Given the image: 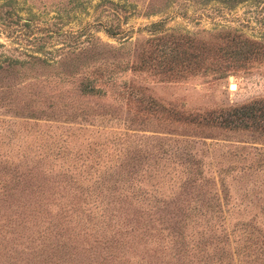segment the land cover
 I'll return each instance as SVG.
<instances>
[{"label":"rangeland","instance_id":"rangeland-1","mask_svg":"<svg viewBox=\"0 0 264 264\" xmlns=\"http://www.w3.org/2000/svg\"><path fill=\"white\" fill-rule=\"evenodd\" d=\"M225 29L264 40V2L0 0V196L51 191L0 209V264H62L48 221L70 205L95 221L69 225L73 264H264V48L233 56Z\"/></svg>","mask_w":264,"mask_h":264},{"label":"trees","instance_id":"trees-1","mask_svg":"<svg viewBox=\"0 0 264 264\" xmlns=\"http://www.w3.org/2000/svg\"><path fill=\"white\" fill-rule=\"evenodd\" d=\"M234 1H244V0H234ZM250 2H253L255 4H258L260 1L264 2V0H248ZM222 35L223 37L231 42L234 43H238V46L230 51H228L226 49V51L230 52L231 55L239 57L241 55H246L249 53H254L256 54L260 48H264V40L261 38H257V37H253L250 35H247L243 32L240 31H235V30H230V29H225L222 30ZM246 57V56H244ZM82 91H97L98 88H94L92 85L90 84H83V86H81L80 88ZM251 104H246L243 105L241 107H235L232 109V114H235L236 111H240L243 112L244 110H251ZM244 113V112H243ZM225 118V117H223ZM228 121H230V119L225 118ZM220 121L227 123L225 120L220 119ZM58 174L60 175V179L68 180V181H72L73 183H75V186L77 187H81L82 184V180L86 179V176H73L70 172L67 173L66 171H59ZM82 177V178H81ZM100 181L101 184L103 186H105L104 188L108 190H113L115 191L116 188H118V192L116 195V201L120 202V201H124V198H122V195L124 193V188L122 185L118 186V184H120V182L122 181L121 179H114V180H110L109 177L106 178H102ZM115 182L117 183V185L115 184ZM30 185H34L37 189V192L39 193L37 195V197H24V196H13L11 194L9 195H3L0 196V209L3 210L5 207H10L11 205L13 207H19L21 208V213H31L34 214L33 212H31V210H38L36 207H41V204H45L46 203V199L48 198V195L51 193H45L44 191V184L43 183H32L29 182ZM109 185V186H108ZM101 190V187L98 188V191ZM81 191V190H80ZM84 191H85V195L81 198H79V201H81V203L86 204L89 199L94 198L95 196H97L96 192H92L91 189L88 188V186H84ZM109 192V191H108ZM20 197V198H19ZM22 197V198H21ZM71 204H78V199L72 201H68ZM128 203V200H127ZM67 204L63 205L62 207L65 209L64 206H66ZM69 205V204H68ZM70 208V212L66 213V214H61V211L58 212L57 214L53 215V220H49L48 222H50V229L53 230V238H51V240L49 239V237H47V240L50 241L48 243H50L52 245V247L54 248L53 250H51V254L58 252V257L57 259H59L62 264H73V256L72 254L75 253V249L77 244H70L72 241L75 242L76 238L75 235H71V233H76V231L74 229H72V227H74L75 225H79L80 222H82L81 225L85 224L87 225V223H90L91 219L89 218L88 214H85V217L81 216V214L78 213H74L73 211L76 210V207L73 206H69ZM62 209V208H61ZM67 212L66 210H63V212ZM82 212V210H81ZM72 214L76 217H72ZM23 216V215H22ZM22 216H20L22 218ZM179 222L176 224H173L172 226H170L171 231H170V240H171V245L174 247V249L176 251L174 252H178V253H183V257H185V253L184 251L189 250L188 247V241L186 239V233H184V227H185V222L184 219H182L181 221L178 220ZM72 223V227H70L69 225ZM91 227L95 225V221H91ZM88 226V225H87ZM117 227V226H116ZM117 228H121V227H117ZM117 228L113 229V233H110L111 235H105V231L102 232V230L100 228H96L94 232H98V236H100V238H102L101 242L105 243L106 246L105 247V251L107 252V256L110 255L109 260L112 259H118V252H119V247H121V231H119ZM71 230V231H69ZM112 231V230H111ZM249 233V234H247ZM251 231H246L244 237L249 239L251 237ZM257 236L254 235L253 238H256ZM160 249L163 251L162 246L160 247ZM121 251V250H120ZM43 253V252H42ZM39 254H41V252H39ZM44 255L47 256V252L44 251ZM64 255H66L64 257ZM42 261L44 260L43 257ZM102 259H104L103 261H105V256L102 257ZM102 262V261H101ZM44 263V261H43ZM165 264H174L173 261L167 259L164 261ZM104 264V262H103Z\"/></svg>","mask_w":264,"mask_h":264},{"label":"water","instance_id":"water-1","mask_svg":"<svg viewBox=\"0 0 264 264\" xmlns=\"http://www.w3.org/2000/svg\"><path fill=\"white\" fill-rule=\"evenodd\" d=\"M230 86H232V85H230Z\"/></svg>","mask_w":264,"mask_h":264}]
</instances>
